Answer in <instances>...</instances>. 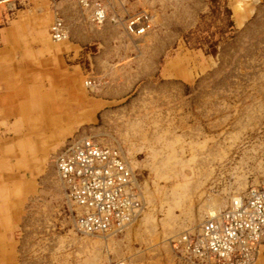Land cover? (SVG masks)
<instances>
[{"label": "rangeland", "instance_id": "1", "mask_svg": "<svg viewBox=\"0 0 264 264\" xmlns=\"http://www.w3.org/2000/svg\"><path fill=\"white\" fill-rule=\"evenodd\" d=\"M100 1L152 12L153 30L95 25L79 0L0 4V264H176L174 237L264 186V0ZM85 136L119 145L136 175L144 210L117 237L76 230L58 176Z\"/></svg>", "mask_w": 264, "mask_h": 264}, {"label": "built area", "instance_id": "2", "mask_svg": "<svg viewBox=\"0 0 264 264\" xmlns=\"http://www.w3.org/2000/svg\"><path fill=\"white\" fill-rule=\"evenodd\" d=\"M11 0H0V4ZM91 9L95 25L124 22L131 36L154 28L152 12L141 11L122 19L111 15L100 0H79ZM54 42L69 40L68 25L58 11L49 29ZM87 88L100 86L97 78L85 80ZM119 145L105 144L92 136L76 137L56 157V169L68 199L75 206L78 232L90 235L123 232L144 210L137 179ZM264 238V186H251L234 195L226 207L204 215L198 231H185L172 240L183 262L214 260L220 264H254Z\"/></svg>", "mask_w": 264, "mask_h": 264}, {"label": "crops", "instance_id": "3", "mask_svg": "<svg viewBox=\"0 0 264 264\" xmlns=\"http://www.w3.org/2000/svg\"><path fill=\"white\" fill-rule=\"evenodd\" d=\"M107 5V4H106ZM107 7H108V5H107ZM65 13H66V15H68V13H67V11H65ZM152 15H153V18H154V23H155V21H156V15L155 14H153L152 13ZM39 18V17H38ZM117 25H119L120 27L121 26H123V28H124V25L122 24V23H120L119 22V24H117ZM38 23H37V31L41 34V33H44V32H46V30L47 29H45V30H43V32H40L39 31V29H38ZM124 30H125V28H124ZM153 30V29H152ZM152 30H150L147 34H150V32L152 31ZM126 31V30H125ZM127 33V32H126ZM128 34V33H127ZM128 35H130V34H128ZM144 36V35H143ZM147 36V35H146ZM73 79H75V78H73ZM75 81H76V79H75ZM71 93L73 94V97L75 98V101L77 102V103H81V102H83V101H85V99H81V98H77V97H79L78 95L80 94L79 93V90L78 89H76V91L75 92H73V91H71ZM70 93V94H71ZM65 109V108H64ZM63 110H61V109H59L58 110V112H62ZM66 116V115H65ZM64 116V117H65ZM58 117H62V115L61 116H58ZM63 117V118H64ZM75 117H76V115H75ZM75 117L71 120L72 122L74 121V119H75ZM69 120V119H68ZM135 224V222L132 224V225H130V226H128L123 232H122V234L124 233V232H127L133 225ZM114 236H119V234H117V235H114ZM172 242V241H171ZM171 245H172V243H171ZM263 247H264V243H263ZM261 261L259 262V263H256V264H264V248H263V251H262V255H261V259H260ZM214 260H205V261H201V262H191V263H189V262H186V263H183V260L182 259H180V258H175V260H174V263H178V264H214Z\"/></svg>", "mask_w": 264, "mask_h": 264}, {"label": "bare ground", "instance_id": "4", "mask_svg": "<svg viewBox=\"0 0 264 264\" xmlns=\"http://www.w3.org/2000/svg\"><path fill=\"white\" fill-rule=\"evenodd\" d=\"M2 4H3V3H2ZM106 7H107V5H106ZM119 22L122 23V24L124 25V22H122V20H121V21H117L115 24H119ZM108 23H109V22H108ZM133 36H135V35H133ZM88 137H90V136H88ZM22 157H23V156H22ZM62 184H63V183H62ZM216 211H218V210H212V209H211L209 212L214 213V212H216ZM138 219H139V218H137L136 220H134L133 223L136 222ZM133 223H132V224H133ZM132 224H130V225H132ZM130 225H129V226H130Z\"/></svg>", "mask_w": 264, "mask_h": 264}]
</instances>
